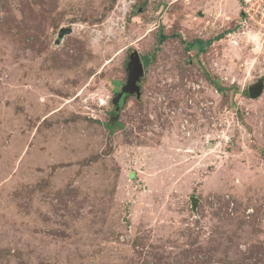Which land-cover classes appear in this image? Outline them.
Wrapping results in <instances>:
<instances>
[{
	"label": "rangeland",
	"instance_id": "374dc122",
	"mask_svg": "<svg viewBox=\"0 0 264 264\" xmlns=\"http://www.w3.org/2000/svg\"><path fill=\"white\" fill-rule=\"evenodd\" d=\"M132 1L0 10V264H264V33L244 0Z\"/></svg>",
	"mask_w": 264,
	"mask_h": 264
},
{
	"label": "water",
	"instance_id": "95a60500",
	"mask_svg": "<svg viewBox=\"0 0 264 264\" xmlns=\"http://www.w3.org/2000/svg\"><path fill=\"white\" fill-rule=\"evenodd\" d=\"M73 29H61L59 32L60 42L66 35L72 34ZM128 79L127 83L123 86L121 93H119L115 99V104H118L121 98L124 95H136L138 98L141 97V87L139 83L145 75V67L142 62L141 56L139 52L133 51L130 56L128 65ZM264 91V84H258L249 88V95L252 99H257L261 97ZM198 199L196 197L193 198V205H196V201Z\"/></svg>",
	"mask_w": 264,
	"mask_h": 264
},
{
	"label": "built area",
	"instance_id": "2783aa9c",
	"mask_svg": "<svg viewBox=\"0 0 264 264\" xmlns=\"http://www.w3.org/2000/svg\"><path fill=\"white\" fill-rule=\"evenodd\" d=\"M129 8L125 9L128 14L129 9L133 6L132 0H123ZM245 6L243 11L244 24L251 26L264 33V0H244ZM124 8H126L124 6ZM264 35V34H263Z\"/></svg>",
	"mask_w": 264,
	"mask_h": 264
},
{
	"label": "trees",
	"instance_id": "16d2710c",
	"mask_svg": "<svg viewBox=\"0 0 264 264\" xmlns=\"http://www.w3.org/2000/svg\"><path fill=\"white\" fill-rule=\"evenodd\" d=\"M25 0H0V10H2L3 12V16L6 18L8 17V19H16V15H15V10L19 7L17 6H21L22 4H24ZM23 7V6H22ZM20 10V9H18ZM21 15H23V10H20ZM24 23V22H23ZM166 38V36H162L161 35V39L160 41H163ZM211 41H209L208 44H210ZM199 44H203V41H195L193 43V45H199ZM144 62V67L145 65L147 66L149 64V59L146 58Z\"/></svg>",
	"mask_w": 264,
	"mask_h": 264
},
{
	"label": "flooded vegetation",
	"instance_id": "af4514ba",
	"mask_svg": "<svg viewBox=\"0 0 264 264\" xmlns=\"http://www.w3.org/2000/svg\"><path fill=\"white\" fill-rule=\"evenodd\" d=\"M139 85H140V83H139ZM140 87H141V85H140ZM120 92H121V90H120ZM126 96L128 97L129 95H124L123 98H125ZM123 98H122V99H123Z\"/></svg>",
	"mask_w": 264,
	"mask_h": 264
}]
</instances>
